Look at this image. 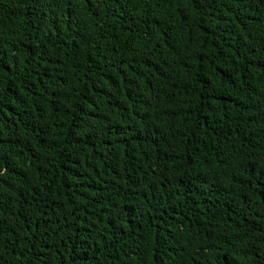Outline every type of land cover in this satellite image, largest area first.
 I'll list each match as a JSON object with an SVG mask.
<instances>
[{"label":"trees","instance_id":"trees-1","mask_svg":"<svg viewBox=\"0 0 264 264\" xmlns=\"http://www.w3.org/2000/svg\"><path fill=\"white\" fill-rule=\"evenodd\" d=\"M0 264H264V0H0Z\"/></svg>","mask_w":264,"mask_h":264}]
</instances>
